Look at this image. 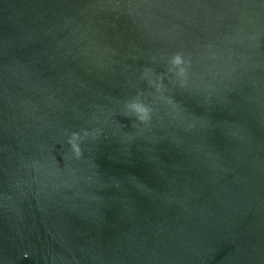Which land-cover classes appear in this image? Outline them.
Masks as SVG:
<instances>
[{"label": "water", "instance_id": "1", "mask_svg": "<svg viewBox=\"0 0 264 264\" xmlns=\"http://www.w3.org/2000/svg\"><path fill=\"white\" fill-rule=\"evenodd\" d=\"M0 264H264V0H0Z\"/></svg>", "mask_w": 264, "mask_h": 264}]
</instances>
